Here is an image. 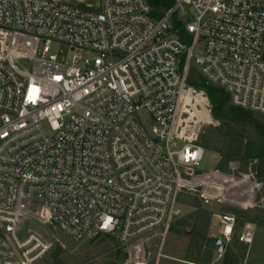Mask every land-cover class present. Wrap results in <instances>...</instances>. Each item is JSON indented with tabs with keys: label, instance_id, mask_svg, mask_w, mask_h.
I'll return each instance as SVG.
<instances>
[{
	"label": "built area",
	"instance_id": "1",
	"mask_svg": "<svg viewBox=\"0 0 264 264\" xmlns=\"http://www.w3.org/2000/svg\"><path fill=\"white\" fill-rule=\"evenodd\" d=\"M263 50L264 0L163 11L148 0H0V264L49 249L37 226L73 241L109 235L124 264H162L181 192L220 202L232 188L230 203L253 205L252 172L225 181L201 168L212 104L188 76L197 66L232 105L264 116ZM214 228L226 247L237 220L219 213ZM236 240L249 246L252 227Z\"/></svg>",
	"mask_w": 264,
	"mask_h": 264
},
{
	"label": "rangeland",
	"instance_id": "2",
	"mask_svg": "<svg viewBox=\"0 0 264 264\" xmlns=\"http://www.w3.org/2000/svg\"><path fill=\"white\" fill-rule=\"evenodd\" d=\"M66 1L87 4L93 9H98L100 3V0ZM163 10L161 8L160 11ZM17 42L22 48L30 50L32 45L39 44L30 37H19ZM57 47H60L57 43H51L52 49ZM190 69L191 75L197 78L198 67L192 65ZM230 105L228 101L224 109ZM203 146V171H218L226 176L223 178L217 175L214 178L236 181L243 173H253V178L260 183L254 193V204L242 207L230 203L228 194L236 191L232 188L224 190L228 194L220 202L216 200V195H211L207 201L199 190L181 192L178 196L181 214L166 234L163 247L166 258L162 264H264V116L249 111L237 121L212 116L211 125L203 137ZM229 154L232 155L230 159L227 158ZM219 184L214 181L212 186L221 189ZM219 213L235 216L236 235L249 224L253 230L252 243L244 246L237 242L234 235L220 253L214 240V227ZM36 230L50 246L32 264H124L127 258L120 243L109 235L101 234L91 240L73 241L52 227L37 226Z\"/></svg>",
	"mask_w": 264,
	"mask_h": 264
},
{
	"label": "trees",
	"instance_id": "3",
	"mask_svg": "<svg viewBox=\"0 0 264 264\" xmlns=\"http://www.w3.org/2000/svg\"><path fill=\"white\" fill-rule=\"evenodd\" d=\"M148 2L151 6H153L154 9H159L160 11L161 8H163L164 10L166 8H169L172 5L173 0H148ZM197 78H194L189 71L188 83L205 90L212 104L213 118L217 119L222 117L237 121L247 114L246 110L234 105H230L227 109H224L225 104L229 101L228 96L221 89L208 84L200 75L197 76ZM246 157L250 156L246 155ZM227 158H232V155L229 154Z\"/></svg>",
	"mask_w": 264,
	"mask_h": 264
},
{
	"label": "water",
	"instance_id": "4",
	"mask_svg": "<svg viewBox=\"0 0 264 264\" xmlns=\"http://www.w3.org/2000/svg\"><path fill=\"white\" fill-rule=\"evenodd\" d=\"M216 246L218 247V251L222 253L224 251L225 245L222 243L221 240L216 241Z\"/></svg>",
	"mask_w": 264,
	"mask_h": 264
}]
</instances>
